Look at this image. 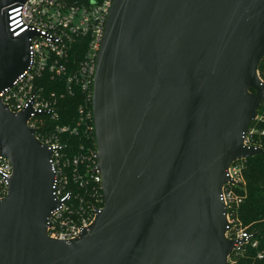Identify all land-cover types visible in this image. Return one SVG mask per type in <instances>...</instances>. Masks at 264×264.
Returning a JSON list of instances; mask_svg holds the SVG:
<instances>
[{"label": "water", "instance_id": "1", "mask_svg": "<svg viewBox=\"0 0 264 264\" xmlns=\"http://www.w3.org/2000/svg\"><path fill=\"white\" fill-rule=\"evenodd\" d=\"M0 0V93L29 66ZM264 0H114L93 115L105 207L70 242L48 237L59 202L52 151L0 98V264H235L225 236L227 169L264 153L244 136L264 103ZM251 90H254L251 91Z\"/></svg>", "mask_w": 264, "mask_h": 264}, {"label": "built area", "instance_id": "2", "mask_svg": "<svg viewBox=\"0 0 264 264\" xmlns=\"http://www.w3.org/2000/svg\"><path fill=\"white\" fill-rule=\"evenodd\" d=\"M114 0H25L8 6V26L14 37L30 36L29 66L0 93L2 104L17 115L30 111L27 127L48 147L54 172L53 195L59 202L51 212L46 231L49 238L70 242L94 224L105 207L102 174L93 115V88L106 23ZM62 84L63 92L49 86ZM75 89L83 93L73 122L60 124L59 100ZM264 116L258 112L249 126L244 145L261 148L255 138L264 136ZM81 137L74 147L71 137ZM248 158L232 162L221 200L228 223L225 236L251 241L236 212L242 203L237 189L245 188ZM13 165L0 150V200L8 194ZM245 244V243H244ZM244 244L237 245L235 251ZM257 247V242H252ZM262 259L263 254L259 253Z\"/></svg>", "mask_w": 264, "mask_h": 264}, {"label": "trees", "instance_id": "3", "mask_svg": "<svg viewBox=\"0 0 264 264\" xmlns=\"http://www.w3.org/2000/svg\"><path fill=\"white\" fill-rule=\"evenodd\" d=\"M259 75L264 80V57L258 66ZM63 92L62 84L49 86ZM254 92V90H251ZM83 93L75 89L73 94H67L59 100L58 111L61 119L60 124L73 122L77 117L78 107L84 103ZM264 112V105L261 107ZM264 128V123L261 125ZM81 137H71L70 142L76 147L81 142ZM255 140L260 143L264 150V136ZM246 181L245 188L237 189L242 197V203L237 209L236 215L242 223L243 228L252 235L251 241L245 243L232 255L236 264H264V153L257 154L246 161L244 170ZM257 242V247H252V242ZM263 254L259 259L258 254ZM239 254V255H236ZM235 256V257H234Z\"/></svg>", "mask_w": 264, "mask_h": 264}, {"label": "rangeland", "instance_id": "4", "mask_svg": "<svg viewBox=\"0 0 264 264\" xmlns=\"http://www.w3.org/2000/svg\"><path fill=\"white\" fill-rule=\"evenodd\" d=\"M263 105H264V103L260 106V108H259V110H258V113H259L261 116H264L263 109L261 108ZM234 253H236V251H234V252L231 254V256L229 257V261H230L231 263H235V262L233 261L234 258L232 257V255H233ZM236 255H239V254H236ZM234 257H235V256H234ZM235 264H236V263H235ZM252 264H260V263H256L255 261H253Z\"/></svg>", "mask_w": 264, "mask_h": 264}]
</instances>
